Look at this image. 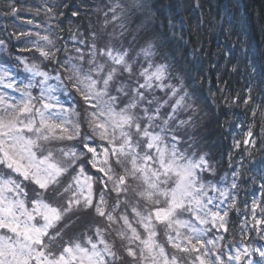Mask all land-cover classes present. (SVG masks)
<instances>
[{
  "label": "snow or ice",
  "instance_id": "snow-or-ice-1",
  "mask_svg": "<svg viewBox=\"0 0 264 264\" xmlns=\"http://www.w3.org/2000/svg\"><path fill=\"white\" fill-rule=\"evenodd\" d=\"M133 6L143 7V4L141 0H133ZM12 11L15 13L16 10L13 8ZM112 11L113 19H118L115 9ZM41 39L52 44L47 36ZM94 49L95 45H92L89 64H95ZM151 49L152 44L149 43L142 51L149 56ZM39 51L45 59L55 56V53L44 49ZM76 51L77 63L69 58L64 67L68 72L66 79L72 82V88L84 104L92 109L83 117L88 130L85 132L81 130V114L74 108L66 107L56 94L58 89H62L71 95L59 73L50 76L38 65L25 62L24 71L30 75L28 83L20 88L14 76L6 70L0 71V166L21 178L18 181L11 175L0 173V264H114L119 257L113 245L105 239L108 234L106 229L97 228L95 239L87 236L83 242L69 240L54 250V242L62 240L64 234V229L57 230L58 226L70 215L81 211H94L96 216L106 218L109 229L119 223L121 229L116 235L121 241H127L122 247L137 264H177L178 257L172 255L169 258L164 246L158 242L157 224L168 229L167 242L173 248L184 254H196L192 264H240L247 257L246 247L243 250L237 248L234 253L229 252L225 256L223 249H217L215 240L205 238L209 231L205 225L227 230L224 226L227 211L224 210L223 216L219 211H212L215 198L209 196L197 175L207 166V161L203 156L196 160L180 152L177 147L179 140L175 135L171 136L170 143L166 142L168 121L174 119L184 97L176 101L168 120L163 122L160 131H156L159 107L152 115H148L145 108V117L141 118L132 111L137 107L136 99L117 110L118 98L109 95V87L118 74V68L123 67L124 71L131 73V66L125 60L127 53L114 52L111 48L101 49L100 55L107 56L113 66L105 72L104 65L95 64L92 71L81 74L79 64L84 56L79 49ZM165 74V65H158L152 72L144 69L140 73L144 83L132 89L134 96L143 100L144 93L140 89H152L154 81L155 86L163 90ZM52 79L59 82L57 86L49 84ZM33 88L39 89L38 96L32 95ZM2 89L13 90L19 94V99ZM116 91L123 93L125 88L121 86ZM176 95L177 90L173 88L172 96ZM141 119L148 121L143 127L139 122ZM252 137L253 133L249 130L243 144L254 145ZM97 138L102 143L97 144ZM73 140L79 141L77 148L60 147L54 152L49 147ZM235 147L240 148L241 142L237 141ZM56 152L60 154L59 159ZM86 157L90 158L82 159ZM78 161L80 167L76 175L62 193H55V196L71 195L60 206L48 203L43 193L50 189L54 191L60 185L61 178L74 169ZM113 163L123 168L124 175L115 176ZM85 164L100 174L98 180L94 181L85 173ZM129 180L138 182L142 187L143 190L138 193L135 189L132 191L147 205L143 211L133 206L132 220L127 212L113 215L121 204L128 205V199H117L111 211L107 210L105 200L109 183L112 185L110 190L119 197L129 193ZM24 182L35 185L39 190L35 192L36 198L30 202L22 186ZM94 183L101 185L98 199ZM211 191L229 198L226 191L214 187ZM259 207L258 204L253 205L254 216ZM261 211L264 212V208ZM185 214L191 219H180ZM255 223L264 225V220L256 219ZM69 226L66 224L64 227ZM138 229L143 231V235ZM194 240L196 243H193ZM256 251L264 258V250Z\"/></svg>",
  "mask_w": 264,
  "mask_h": 264
},
{
  "label": "trees",
  "instance_id": "trees-1",
  "mask_svg": "<svg viewBox=\"0 0 264 264\" xmlns=\"http://www.w3.org/2000/svg\"><path fill=\"white\" fill-rule=\"evenodd\" d=\"M16 1H24L26 8L27 4L35 5L51 15L48 23L53 40L50 45L34 35H21L8 29L0 32L2 43L23 53L22 58H36L42 71L51 75L62 73L66 77L65 62L73 58L72 62L77 63V49L84 56L79 64L81 74L92 71L95 64H104L107 56H97L95 64H89V53L92 45L104 50L110 48V35L103 31L101 22L111 20L112 9L116 15L121 8L103 7L106 0H54L53 4L46 0ZM145 1L143 7L128 6L123 10V17L115 19L118 36L111 38L115 44L111 49L121 51L119 48L134 38L138 48L152 43L154 52L151 59L141 55L136 66L130 65L131 73L118 68L109 95L118 98L117 108H124L136 99L137 107L132 111L141 118L145 117V108L148 115H152L159 107L156 131L168 120L179 96L192 102L185 110L177 108L174 119L169 120L167 143L175 135L180 152L196 160L201 156L205 158L207 166L197 173L199 181L218 202H223L221 214L227 211L224 217L227 230L220 228L222 233H216L217 239L229 252L235 240L241 245L252 242L255 248L252 264H255L260 257L256 250L264 249V225L255 223L259 215L260 220H264V212L257 211L255 216L252 212L255 202L260 200V206L264 204V0ZM6 4L9 6L7 2L0 4L4 13L9 11ZM1 16L5 15L0 14V30L7 24ZM38 31L42 32V28ZM101 37H108L105 46ZM32 40L34 44L40 41L41 47L29 45ZM39 49L55 53L54 58L45 59ZM19 59L12 56L10 63L15 65ZM149 62L155 68L166 66L162 81L165 88L161 90L155 83L150 90L140 89L144 99L139 100L132 89L144 83L140 73L147 69ZM140 63L142 68L138 66ZM108 70L105 67V72ZM93 75L95 77L94 72ZM121 86L125 91L118 93L116 89ZM173 88L177 90L176 96H172ZM73 95L76 99L74 91ZM69 105L73 108L76 102L71 99ZM139 122L141 127L148 123L147 119ZM249 130L255 144L248 147L243 140ZM237 141L241 142L240 148L235 147ZM72 147L71 144L68 148ZM213 187L226 191L229 198L211 191ZM245 246H241L242 249Z\"/></svg>",
  "mask_w": 264,
  "mask_h": 264
},
{
  "label": "rangeland",
  "instance_id": "rangeland-1",
  "mask_svg": "<svg viewBox=\"0 0 264 264\" xmlns=\"http://www.w3.org/2000/svg\"><path fill=\"white\" fill-rule=\"evenodd\" d=\"M5 2H7L9 4V6L6 4V6H8V8H9V11L4 13L2 10H0L1 11L0 14L5 15V17H3V16H1V17L3 18V20L6 21L7 24L5 25V27H3V29L0 30V32L2 31V33H3L4 29H8V31L9 30L11 32L18 31L20 34L23 33L26 36L34 35L36 37H40V40L44 36L50 37L51 38L50 40H53V34L52 35L50 34V28H49V23H48V21H51V15H49L48 13H45L44 9L40 11L35 5H31V4L30 5L27 4V8H26L24 1L18 2L16 0H1L0 4L5 3ZM48 2L53 4L54 0H46V3H48ZM141 3L146 4V1L141 0ZM144 4H143V6H144ZM130 5H133V0H106V3L104 4L103 7L108 8L110 10L114 7L121 8L116 13V16L117 17L119 16V18H122L124 15L123 10L126 9ZM13 8L16 10L15 13H13V11H12ZM110 19L111 20L102 21L101 25L103 26V31L106 30L108 32V35H110L109 46H110V48H113V46H115V44L111 38H115L118 36V33L115 32L116 27H117L115 22L117 20L113 19V15L110 17ZM29 21L31 23H29ZM120 22H121V20H119L118 24H120ZM121 24H123V23H121ZM31 27L35 28L36 30L35 31H33L31 29L29 30V28H31ZM41 28H42V32L41 31L37 32V29L41 30ZM0 35H2V34L0 33ZM107 39H108V37H105V38L101 37L100 38V40H101V42H103L104 46H105L104 42ZM133 39L134 38H132L130 41L124 43V45H122V47L119 48L121 51H116V52H119V53L126 52L127 53V55L125 57L126 63H128L129 65L136 66L137 61L139 59L141 60L140 57H141V55H144V52L141 51V49H142L141 47L138 48L137 43L133 42ZM29 45H36V46L41 47L40 41H38V42H36V44H34V41L32 40L29 42ZM15 49L16 48L12 49V47L10 45L0 43V71L6 70L10 75L15 77V79L17 81V87L23 88V86L28 83V77L30 75L29 73L24 71V63L26 62L28 65H33V64L38 65L39 60L36 58H31V60L27 59V58H22V57H24L23 56L24 54L20 53V52L19 53L16 52ZM143 49H145V48H143ZM152 49H153V44H152ZM152 49H151V52L153 53L154 50H152ZM100 50H101V46L95 47L94 51L96 53V58H97V56H102V55H100ZM132 50H135V52L134 51L132 52ZM4 52H7V53L5 54ZM12 56L15 58H20L18 60V63L15 65H12L10 63ZM149 56H150L149 59H151L152 54ZM9 57H10V59L8 60ZM105 60L106 61L102 65H104L105 67H108L110 69L113 66L112 63H110L111 61L109 60V58H107ZM108 61H110V62H108ZM138 66L140 68H142L143 64L140 63V64H138ZM147 69H149V72H152V71H155L156 68L153 66V64L151 62H149ZM59 74L61 75V78L64 79V83L67 86V88L71 91V95L69 96L62 89H58L56 94L58 95L61 102L65 104L66 107L72 108V106L69 105V101L71 99H73V101L76 102V105L73 108L75 109L76 112H79L81 114V119H82L81 130H82V132L88 131L86 122H83V117H84L85 112H88L89 109L84 104V102L81 100L79 94L76 93L75 90L72 88V82H70L66 79V75H62V73H59ZM49 75L55 76V75H51V74H49ZM58 83L59 82L55 79H52L49 81V84H51L54 87L57 86ZM155 83L156 82L154 81L153 84H155ZM2 90L7 91L9 95L15 96L17 99H19V94L14 92L13 90H10V89H2ZM73 91L76 94L78 99L77 98L75 99V96L73 95ZM32 95L38 96L39 95V89L33 88L32 89ZM178 98H180V96ZM191 104H192V102L186 101V99H184L182 105L178 109L185 110L188 107H190ZM37 106H39V105H37ZM120 108H117V110H119ZM183 110H182V112H183ZM171 113L172 112H170V114ZM73 121L75 122V117H73ZM57 123H59V121H57ZM181 124H183V123H181ZM167 133H168V131H167ZM88 134L91 135V132H88ZM245 137L247 138V133L245 134ZM134 139H135V136H134ZM167 141H168V136L166 137V142ZM96 143L99 144L102 142L97 138ZM104 143L106 144V142H104ZM71 144L73 146L72 148H77L79 141L73 140V141H66L64 143H55V144L49 145V147H51L53 149V151L55 152V149L60 148V147L68 148L69 146H71ZM246 146L249 147V146H252V144H248ZM55 155H56L57 159L60 158V154L58 152H56ZM89 158L90 157H86V158H82V159H89ZM79 167H80V162L78 161L75 168L70 169L69 172L64 177L61 178L60 185H58L54 191L52 189H50L48 192L43 193L44 198L48 203H51L54 206H60L64 203V201H66L68 199V197L71 195V193H65L62 196H55V193H57V192L62 193L63 192V188L66 187L67 184L71 181L72 177L76 175V172L78 171ZM84 167H85V173L88 176H91L94 181L99 179L100 174L97 173L94 169H91L88 164H85ZM112 167H113L115 176L124 175V171H123V168L121 166L113 163ZM199 172H201V171H198V173ZM0 173H2L5 176L11 175V176H13L14 179H17L18 181L21 179V178L15 176L14 174H12L9 170L3 169L2 166H0ZM128 183H129V185H131L129 193L127 195L121 194L119 197L117 196V193L115 191L110 190L112 188V185H111V183H109L108 184L109 190H105V200L107 201V210L111 211L112 206L116 204L117 199H120L122 201L125 199H128L129 200L128 205L121 204L120 207L117 208L116 211L113 213V215L119 216L121 213L127 212L129 219L132 220L133 215L131 212V208L133 206H137L139 208V210L143 211L147 207V205L144 201L139 200V197L132 191V189H135V192L138 193V192L143 190L142 187L139 185V183L136 181H132V180H129ZM22 186L25 188V191L28 194V201L29 202L32 199L36 198L35 192L39 191V190L36 189L35 185L30 184L28 182H24V184ZM101 190H102L101 185L99 183H94V192L96 194L97 199L99 197V193L101 192ZM54 196H55V198H54ZM209 196L214 197V194H209ZM214 198H215L214 199V206H211L212 211H219L220 215L223 216L221 214V211L223 210V207H222L223 202L222 201L218 202L217 201L218 199L216 197H214ZM261 203L262 202L259 200V201L255 202L254 204L261 205ZM30 206L31 205L29 203V207ZM261 208H264V204H263V206H260L259 208L256 209V213H257V211L262 213ZM180 219L189 220V219H191V217H189L187 214H185V215L181 216ZM259 219H261L260 215H259ZM66 224L70 225V226L68 228H65L64 226ZM204 227L206 229H209L205 238L208 240H215L216 244H217V249L218 250L223 249L221 242L218 241V239H217V236H218L217 234L222 233V232H219V230H217L216 228H213L210 224L205 225ZM97 228L108 230V234H106L105 239L107 240V242L109 244L113 245V250L117 253V256L119 257V259H117L114 262V264H137V261L133 260V258L127 254L125 248L122 247V245L127 244V241H121L116 235V232L121 229V225L119 223L113 224L111 229H109L108 228V222H107L106 218H100V217L96 216L94 211H81V212H77V213L72 214L69 217H67L58 226L57 230L64 229V234H63L62 240L58 239L54 242L56 245V249H54V250H58L61 245L65 244L69 240H73V241L74 240H80L81 242H83L85 237H87V236H92L93 239H95L94 232ZM138 230H140V229H138ZM223 230H224V228H221V231H223ZM140 231H141V234L143 235V231L142 230H140ZM156 231H157V240L161 245L164 246L165 251L169 254V258H171L172 255H176L178 257L177 264H192L194 256L196 255L195 253L184 254V253L179 252L177 249L173 248L167 242L166 233L168 232V229L164 225L157 224L156 225ZM210 232H213V234L211 236L208 235V233H210ZM233 242L234 243L232 245H234V248L230 252L234 253L235 249H237V248L243 250L246 247L248 249L247 257L245 259H243L240 262V264H252V261L254 260V259H252V256L255 253V248H254L252 242H248V243H245L242 245L240 242L236 243V240ZM193 243H196V241L194 240ZM246 244H250L251 246L250 245L245 246ZM241 246H245V247L242 249ZM260 250H264V249H260ZM223 251H224V254L226 256L229 253L228 247L225 250L223 249ZM258 254H259V252H258ZM255 264H264V258H262L260 256L259 259H257L255 261Z\"/></svg>",
  "mask_w": 264,
  "mask_h": 264
}]
</instances>
